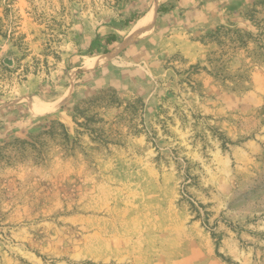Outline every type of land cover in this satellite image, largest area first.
I'll list each match as a JSON object with an SVG mask.
<instances>
[{"label": "rangeland", "instance_id": "1", "mask_svg": "<svg viewBox=\"0 0 264 264\" xmlns=\"http://www.w3.org/2000/svg\"><path fill=\"white\" fill-rule=\"evenodd\" d=\"M0 264H264V0H0Z\"/></svg>", "mask_w": 264, "mask_h": 264}, {"label": "bare ground", "instance_id": "2", "mask_svg": "<svg viewBox=\"0 0 264 264\" xmlns=\"http://www.w3.org/2000/svg\"><path fill=\"white\" fill-rule=\"evenodd\" d=\"M155 10H156V5L148 14H146L145 17H143L142 19H140L138 21L137 25H135V26H137V29L140 32L143 31L144 29L150 27V25L153 23ZM135 26H134V28H135ZM96 59H97V61L95 63H98L99 62V60H98L99 58H96ZM50 105H51L50 103L47 104V105H38V104H36V105H34V107H35L34 109L36 111H38V112H42L43 113V112L49 111V109L51 108Z\"/></svg>", "mask_w": 264, "mask_h": 264}, {"label": "trees", "instance_id": "3", "mask_svg": "<svg viewBox=\"0 0 264 264\" xmlns=\"http://www.w3.org/2000/svg\"><path fill=\"white\" fill-rule=\"evenodd\" d=\"M168 7L167 6H161L159 8V11L162 12L163 10L167 9ZM115 41H117V36L115 34H112L110 35L108 38H107V42L108 44H112L114 43Z\"/></svg>", "mask_w": 264, "mask_h": 264}]
</instances>
